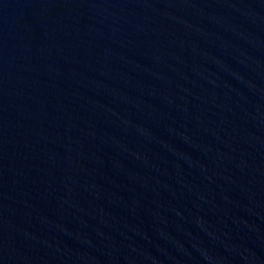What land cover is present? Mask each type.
<instances>
[{
	"label": "water",
	"instance_id": "1",
	"mask_svg": "<svg viewBox=\"0 0 264 264\" xmlns=\"http://www.w3.org/2000/svg\"><path fill=\"white\" fill-rule=\"evenodd\" d=\"M0 264H264V0H0Z\"/></svg>",
	"mask_w": 264,
	"mask_h": 264
}]
</instances>
